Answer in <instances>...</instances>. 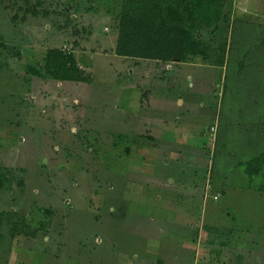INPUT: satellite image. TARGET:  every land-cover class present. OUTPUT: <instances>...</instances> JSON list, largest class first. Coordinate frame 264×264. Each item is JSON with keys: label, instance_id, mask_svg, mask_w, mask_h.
I'll return each instance as SVG.
<instances>
[{"label": "rangeland", "instance_id": "374dc122", "mask_svg": "<svg viewBox=\"0 0 264 264\" xmlns=\"http://www.w3.org/2000/svg\"><path fill=\"white\" fill-rule=\"evenodd\" d=\"M258 1L222 0L208 58L157 64L114 52L122 0H0V264H264V193L235 166L264 128ZM50 49L91 82L49 77Z\"/></svg>", "mask_w": 264, "mask_h": 264}, {"label": "trees", "instance_id": "16d2710c", "mask_svg": "<svg viewBox=\"0 0 264 264\" xmlns=\"http://www.w3.org/2000/svg\"><path fill=\"white\" fill-rule=\"evenodd\" d=\"M90 11L94 10L87 12ZM72 17L69 18L70 22ZM228 18L229 14L225 13L222 0H122L121 11L117 16L118 35L114 52L125 59L157 64L197 62L196 57L208 58L211 51L204 40H201L202 35H220L218 28L228 25ZM222 22L228 23L223 25ZM226 46L227 49L221 50L222 61L208 63L224 66L231 50V45ZM72 54H66L60 49L48 50L44 71L60 83L91 82L90 76L83 75L79 70L78 60ZM31 71L34 75H41L33 68ZM118 139H122V142L128 141L126 136ZM258 144L261 151L256 156L249 161L237 162L235 166L243 168L249 184L252 185L249 187L251 190L264 193V128L260 132ZM129 149L127 147L124 151L128 153ZM215 160L216 155L213 163L216 167ZM1 185L0 180V187ZM16 228L15 235L32 238L37 234L22 222Z\"/></svg>", "mask_w": 264, "mask_h": 264}, {"label": "crops", "instance_id": "0c3cea01", "mask_svg": "<svg viewBox=\"0 0 264 264\" xmlns=\"http://www.w3.org/2000/svg\"><path fill=\"white\" fill-rule=\"evenodd\" d=\"M250 1L252 2V0H250ZM260 2H261V5L263 4V1H262V0H259L257 5H260ZM252 12H253V11H252ZM240 14H242L243 16L246 17V14H248V12H246V11L244 10V8H241V9L239 10V15H240ZM141 104H142V103H141ZM142 106H144V104H142ZM162 107H165V106H163V105H161V104H158V105H157V109H161ZM196 264H197V262H196Z\"/></svg>", "mask_w": 264, "mask_h": 264}]
</instances>
